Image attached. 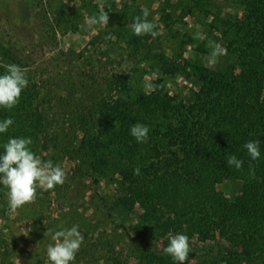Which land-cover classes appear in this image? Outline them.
Returning <instances> with one entry per match:
<instances>
[{
	"label": "rangeland",
	"instance_id": "obj_1",
	"mask_svg": "<svg viewBox=\"0 0 264 264\" xmlns=\"http://www.w3.org/2000/svg\"><path fill=\"white\" fill-rule=\"evenodd\" d=\"M261 1L0 0V75L16 64L29 81L17 105L0 106V121H14L4 142L30 137L33 152L66 172L63 185L38 189L34 202L15 211L0 184V264H51L52 236L74 225L84 241L71 264H139L149 253L179 264L163 252L177 233L192 249L183 264H264V194L222 209L219 200L203 199L204 188L187 183L210 182L206 171L200 177L195 168L182 170L167 180L162 171L166 159L184 158L163 136L179 128L172 108L197 99L201 68L241 72ZM101 3L111 10L109 24L89 27ZM144 8L161 32L156 38L130 27ZM217 45L226 51L213 59ZM62 74L67 85L58 83ZM152 93L159 100L148 104ZM121 112L149 126L145 142L122 129ZM241 184L225 179L217 191L232 200Z\"/></svg>",
	"mask_w": 264,
	"mask_h": 264
},
{
	"label": "trees",
	"instance_id": "obj_2",
	"mask_svg": "<svg viewBox=\"0 0 264 264\" xmlns=\"http://www.w3.org/2000/svg\"><path fill=\"white\" fill-rule=\"evenodd\" d=\"M246 5L248 6V4ZM252 7L254 8V5ZM256 9L255 17L251 18V23L257 25V34H255V40L252 39L251 43L247 45L249 49L253 50L242 52L245 63L242 64L241 72L236 74L232 71L216 72L203 68L198 70L195 74L200 83V88L195 93L197 99L190 107L178 104L172 108L174 122L179 128L174 132L168 127L169 132L163 134L168 146L180 145L178 149L184 157L179 159L176 155L173 159H166L162 167L165 180L170 176H181L182 170L190 171L195 168L200 173V177L204 174L203 171H206L210 176V182L199 178L195 183L190 181L187 183L204 188V200H219L218 205H221L222 209L225 207L228 210V205L232 206L233 211L238 209V203L242 200L258 196L259 192L264 194V0ZM246 14L248 17V9ZM257 47H261V50L254 49ZM58 83L67 85L69 83L68 76L60 75ZM33 86L35 87L36 84ZM166 98L168 99L167 106L171 103L172 98L168 95ZM145 100L151 104L153 101H158L159 97L156 93H152ZM91 110L94 111V108ZM12 111L14 110L12 109ZM150 111L156 112L155 109ZM83 112L81 111V113ZM213 117L216 119L215 124L209 127L205 123ZM119 119L122 121L123 126L121 127L123 130L125 129V132L130 131L131 126L137 120L136 117L129 116L125 112L120 113ZM5 138L6 134L0 133V147L5 143ZM251 140L260 141L261 155L256 160L251 158L244 147ZM230 155H235L238 159L243 160L240 169L227 163ZM203 160H206L208 164L201 163ZM177 162H180L182 166H177ZM203 168H207V170ZM242 172L243 176H240ZM225 179L242 181L240 194L235 195L232 200L225 199V196L217 191L218 184L224 182ZM171 184L167 183L171 189L177 186L174 182ZM217 216L218 213H214V218ZM146 220L145 225L150 222L149 219L146 218ZM196 221L200 222V218H197ZM212 221L215 229H222V224ZM242 252V250H234L232 254ZM153 257L154 255L151 253L147 256L141 255L139 264H174L172 259L166 258L157 261Z\"/></svg>",
	"mask_w": 264,
	"mask_h": 264
},
{
	"label": "clouds",
	"instance_id": "obj_3",
	"mask_svg": "<svg viewBox=\"0 0 264 264\" xmlns=\"http://www.w3.org/2000/svg\"><path fill=\"white\" fill-rule=\"evenodd\" d=\"M119 0H117V4ZM111 11L110 9H108ZM109 11H105L104 4L99 5V13L90 19L89 27L94 25L107 26L109 24ZM150 12L147 8L142 9V16L137 15L130 27L136 36L151 35L156 38L161 35L158 25L154 20H149ZM225 49L219 45L211 53V57L224 54ZM211 66V61L209 62ZM6 72L0 75V106L11 109L19 103L22 91L27 87V69L16 64H8ZM14 123L12 118L0 121V133H5ZM149 126L136 123L131 126L130 134L137 142H145L148 139ZM33 141L30 137L10 138L3 145L6 150L0 155V184L9 189V207L15 211L26 204L34 202L37 198V190L53 189L56 185H63L66 179V172L59 164L52 160H43L31 149ZM260 141H248L244 147L253 160L260 157ZM230 166L240 169L243 160L235 155L227 159ZM140 169H134V174L139 175ZM47 234V233H46ZM45 234V235H46ZM27 235V234H25ZM54 244L47 247V257L51 264H71L75 261L76 254L80 250L84 237L79 231V226L56 231L52 236ZM169 244L163 252L170 255L179 264L189 260L190 247L189 237L183 233L169 236Z\"/></svg>",
	"mask_w": 264,
	"mask_h": 264
}]
</instances>
